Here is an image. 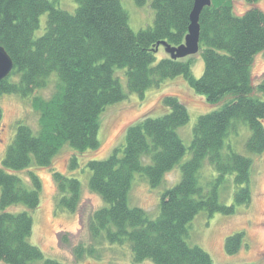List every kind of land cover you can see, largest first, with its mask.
I'll return each instance as SVG.
<instances>
[{"label":"trees","instance_id":"16d2710c","mask_svg":"<svg viewBox=\"0 0 264 264\" xmlns=\"http://www.w3.org/2000/svg\"><path fill=\"white\" fill-rule=\"evenodd\" d=\"M74 1L77 6L69 12L57 7L55 0H0V47L13 65L0 80V95L28 98L38 113L35 130L22 121L16 123L1 162L0 262L62 264L43 259L42 251L29 242L33 220L27 211H7L16 204L29 210L40 204L37 176L30 171L29 189L15 172L31 165L48 167L63 146L79 154L96 150L100 115L125 98L115 74L116 68H122L128 91L139 97L166 79L182 76L206 102L222 105L198 116L187 148L177 128L188 121V110L176 97L166 96L162 103L167 112L131 124L123 145L105 159L87 161L91 172L88 187L106 204L89 216V236L95 244L127 243L135 262L213 264L204 249L186 242L188 225L202 210L209 216L231 215L236 206L251 201L252 161L225 142L236 133L237 124L244 123L250 130L246 150H264V99L254 94L264 96V83L256 87L251 79L254 56L264 50V11L252 6L258 0H246L251 7L240 14L234 12L236 0H211L198 20L197 53L203 71L196 78L191 56L157 58L156 51L160 41L173 46L183 43L194 0H134L138 6L150 1L154 10L153 24L137 32L130 28L120 0ZM44 13L45 30L34 37ZM51 76L56 79L53 92L47 98L38 95ZM187 150L190 157L180 165V180L162 193L157 217L150 218L143 209L128 205L135 173L144 175L152 188L158 187ZM69 166H78L75 155ZM53 179L59 193L57 206L75 211L80 200L79 180L57 171ZM228 180L234 187L231 204L219 198ZM243 243L242 232L230 234L224 251L234 254ZM95 253L93 245L74 249L77 258Z\"/></svg>","mask_w":264,"mask_h":264},{"label":"rangeland","instance_id":"374dc122","mask_svg":"<svg viewBox=\"0 0 264 264\" xmlns=\"http://www.w3.org/2000/svg\"><path fill=\"white\" fill-rule=\"evenodd\" d=\"M128 14L130 28L137 32L153 24L154 10L148 1L143 6L135 4L134 0H120ZM57 7L73 12L77 6L74 0H55ZM253 4V3H252ZM252 6H257L264 11V0H258ZM251 7L246 0L234 1V12L237 14ZM46 13L39 17V28L34 32V37L41 35L45 30ZM157 58L165 57V50L156 47ZM190 57V56H188ZM192 73L198 78L203 71V61L196 53L191 56ZM115 74L119 79L125 98L105 108L99 118L98 140L96 150L79 154L75 149L63 146L52 159L48 167L31 165L29 169L15 172L20 177L25 187L31 189L30 171L39 179L41 189L40 204L34 210L27 209L22 204L12 205L7 208L9 212L27 211L33 220L32 233L29 242L37 246L43 254V259H55L62 264H154L150 260L135 262L127 243L110 244L101 242L95 244L89 236L87 222L89 216L105 202L88 187L90 170L86 163L89 160L107 158L118 146L124 144L126 129L145 116L156 117L167 112L163 105L166 96L176 97L188 110V121L177 128V133L188 148L192 136L193 126L199 115L209 113L221 107L222 102L210 104L205 98L197 94L188 85L182 76L164 80L160 86L152 87L142 97L128 91L125 69L116 68ZM251 79L254 86L264 83V50L254 56L251 64ZM55 76H51L47 86L37 93L42 97H49L53 92ZM255 95L264 99L261 92ZM0 166L7 146L10 144L18 121L37 129L38 113L33 109L29 99H24L15 94L0 95ZM250 135L248 126L244 123L237 124L236 133H231L226 139L234 152L245 155L252 161L250 171L251 201L248 205H238L231 215L215 213L209 216L204 210L200 211L188 225L186 242L204 249L211 257L213 264H262L264 263V150L260 153H250L245 148V143ZM113 136L111 139L110 137ZM110 139V140H109ZM72 155L77 157L78 166L70 168L69 162ZM190 157L189 150L180 162L166 172L161 184L152 188L147 178L135 173L128 194V205L143 209L150 218L159 214V203L162 193L175 185L181 177L180 165ZM147 161L145 160V163ZM60 172L68 177L77 178L81 185L80 200L75 211L70 212L57 206L58 189L53 179V172ZM234 187L230 180L222 186L219 192L220 201L231 204ZM235 232H242L244 243L234 254L224 251L226 237ZM81 245L84 250L89 245L96 249L94 255L83 254L77 258L74 249ZM0 264H5L0 262ZM30 264H42V261Z\"/></svg>","mask_w":264,"mask_h":264},{"label":"water","instance_id":"95a60500","mask_svg":"<svg viewBox=\"0 0 264 264\" xmlns=\"http://www.w3.org/2000/svg\"><path fill=\"white\" fill-rule=\"evenodd\" d=\"M210 4L211 0H194L193 8L189 17L190 24L188 26V32L185 35L182 44L173 46L165 41H160L156 44V47L161 46L165 50V56H169L172 59H183L196 54L198 52L199 40V15L205 6H209ZM12 66L10 57L6 51L0 47V80L10 73Z\"/></svg>","mask_w":264,"mask_h":264},{"label":"bare ground","instance_id":"6f19581e","mask_svg":"<svg viewBox=\"0 0 264 264\" xmlns=\"http://www.w3.org/2000/svg\"><path fill=\"white\" fill-rule=\"evenodd\" d=\"M112 137H113V136H111L110 139H111ZM110 139H109V140H110Z\"/></svg>","mask_w":264,"mask_h":264}]
</instances>
